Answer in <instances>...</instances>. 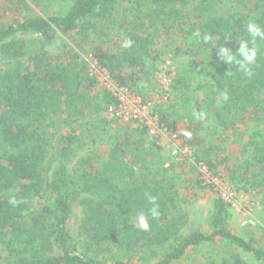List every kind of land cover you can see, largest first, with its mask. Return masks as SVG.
I'll list each match as a JSON object with an SVG mask.
<instances>
[{
	"label": "trees",
	"instance_id": "16d2710c",
	"mask_svg": "<svg viewBox=\"0 0 264 264\" xmlns=\"http://www.w3.org/2000/svg\"><path fill=\"white\" fill-rule=\"evenodd\" d=\"M61 2L65 7L56 12L43 10L45 0L0 3V264H176L189 250L216 242L233 247L232 253L210 264H248L234 248L252 264H264V244L231 233L226 205L218 197L212 203L209 232L181 235L187 220L175 213L180 185L168 183L169 169L157 156L154 141L142 136L134 141L126 126L123 134L114 132L106 155L97 157V144L88 146L78 125L87 111L116 101L106 93L103 103L94 105L90 95L95 79L88 64L104 70L118 88L140 93L155 82L164 62V40H170L168 52L179 57L177 44L190 60L180 62L171 86L178 92L179 111L168 109L171 104L158 107L159 122L194 147L196 166L187 163L189 170L198 174L202 164L221 177L219 166L233 153L246 167L239 180L264 194V42L258 41L251 78L216 53L220 45L235 52L239 40L248 38L250 20L264 27V0ZM112 21L124 40L133 41L130 48L123 43L105 49L95 45L90 52L82 47L91 35L103 37ZM197 33L211 35L214 42H200ZM59 39L69 42L54 57L32 49L37 42L46 46ZM194 110L206 113V118L195 119ZM209 116L220 127L234 126L239 119L259 126L241 156L239 140L231 133L212 132L209 140L199 137ZM196 177L197 188L205 189L199 174ZM146 192L156 197L160 211L159 218L148 217L147 232L136 223V214L147 215L152 207ZM12 196L24 202L13 207L8 203ZM74 208L80 213L73 230Z\"/></svg>",
	"mask_w": 264,
	"mask_h": 264
},
{
	"label": "rangeland",
	"instance_id": "374dc122",
	"mask_svg": "<svg viewBox=\"0 0 264 264\" xmlns=\"http://www.w3.org/2000/svg\"><path fill=\"white\" fill-rule=\"evenodd\" d=\"M61 1L45 0L43 10L45 12H56L64 8L65 4ZM25 8L27 7H22L23 11H21L26 12ZM129 17H133V15ZM113 22L107 23L108 28H104L103 37L91 35L88 41H82V47H85L86 50L88 49L89 52L95 45L103 47V49L108 46L118 48L123 43L124 36L121 29L116 26V23L114 26ZM23 38L31 41L36 39V36L23 35ZM171 38L173 37L171 36ZM68 42L67 39H59L46 46L37 42L38 44L32 49H42V51L54 57L60 50L65 48L63 44L66 45ZM164 42L167 43L164 45V62L160 65L157 78L150 87L142 84L141 86L146 87V89L140 93L130 91L128 87H123L120 90L104 70L99 69L94 63L88 64L90 75L95 79L90 95L92 101H94V105L97 106V104L103 103L101 98L106 93H112L115 99L119 97L121 100L119 104L116 101H114L115 103L110 102L108 106L106 105L107 109H105L104 103L81 116L78 119V125L81 127L79 129L81 136L84 134L88 146H91V144L95 146L97 144L98 150L95 148L96 152L99 153L97 157H101L103 154L104 156L106 155L105 151L110 138L116 133L117 135L123 134L126 126L129 128L127 131L132 134L134 141H138L141 136L143 139L149 138L151 142L154 141V146L158 148V151H155L157 149L154 147V151L158 153L157 156L160 155V161H164L165 168L169 169L166 171L165 176L168 178V183L180 185V188L175 185L178 188V192L176 193L177 209H175V213L183 214L187 220L185 227L182 229V236L188 235L193 231L209 232V216L212 210V203L218 197L226 205V217L231 233L247 242L264 244V194L258 187L250 190L248 185L239 180L240 176L246 173L245 165L238 163L239 159L229 152L228 159L218 169V174H221V177L214 176L208 172L207 174L206 167L201 164V167L203 166L204 169L200 167L197 170L199 174L198 179L200 178L199 181L202 180V182L200 181L201 185L206 188L199 190L196 184V176L198 174H196L195 169L192 171L186 166L187 163L196 166L194 163V147L188 144L186 139L179 137V134L169 130L166 124L159 122L158 109L160 107L164 106L166 108L171 104V107L168 109H171L173 112L179 111L177 109L178 100H176L178 92L171 86H174V76L176 70L181 66L180 62L184 64L190 60V57L184 54L182 50L184 48L179 47L177 44L175 45L177 52H179L178 50L182 52L179 57H176L174 55L177 53L174 51L168 52L170 40L168 42L164 40ZM103 115L108 119L112 118L116 120V123L114 125L109 124V121L106 119L107 122L103 118ZM171 119L172 117L168 118L169 121ZM92 121H97V125L90 126ZM247 121H240L239 119L234 126L225 125L224 127H220L213 117L209 116L205 121L206 125L203 131L200 130L199 137H206L209 140L207 136L212 132L213 134L231 133L235 140H239L236 143L237 155L241 156L242 147H247L251 143L252 135L256 133L255 131L259 127L254 122ZM259 125L262 126L261 123ZM142 131L144 134H141ZM95 135H100L102 139H97V141L96 139L92 140ZM253 140L255 141V139ZM260 141L256 140V143ZM249 153H251V150ZM75 163L76 159L70 163L69 168L71 169ZM252 173L250 171L246 176L248 177ZM185 179L190 180V184L187 187L183 186ZM248 182L250 183V181ZM79 213L78 208L73 209V218L71 220L73 230L77 227ZM232 249L233 247L222 242L207 243L189 250L187 255L176 264H210L219 257L228 256L232 253ZM234 250L240 259L248 264H252L251 260L240 249L234 248Z\"/></svg>",
	"mask_w": 264,
	"mask_h": 264
},
{
	"label": "clouds",
	"instance_id": "9594fccd",
	"mask_svg": "<svg viewBox=\"0 0 264 264\" xmlns=\"http://www.w3.org/2000/svg\"><path fill=\"white\" fill-rule=\"evenodd\" d=\"M246 32L248 35L247 39H240L238 42V48L233 52L230 48L221 46L216 51L221 61L226 62L228 65H236L238 66V70L242 72L245 76L251 78L253 76V65H255L258 53L260 52V48L258 46V41L264 42V27L255 22L254 20H250L246 24ZM197 37H200V34H196ZM230 37H226L225 39H229ZM200 42L205 44L214 42V37L208 34H204L200 37ZM133 44L131 39H125L123 42L124 48H130ZM230 74V73H229ZM228 95L225 93L223 99L225 101L228 100ZM193 116L197 120H204L206 118V113L200 111H193ZM186 137H191V133L185 131L183 133ZM145 197L148 202L152 205L150 209H148V214L146 215L144 212H139L136 214V223L142 231H149L150 224L148 217L151 216L153 219H157L160 216L159 205L156 203V197L152 196L149 193H145ZM22 199H17L15 196L9 197L8 203L13 207L18 206L23 203Z\"/></svg>",
	"mask_w": 264,
	"mask_h": 264
},
{
	"label": "built area",
	"instance_id": "2783aa9c",
	"mask_svg": "<svg viewBox=\"0 0 264 264\" xmlns=\"http://www.w3.org/2000/svg\"><path fill=\"white\" fill-rule=\"evenodd\" d=\"M119 89L121 90V89H123V88H119ZM120 100H121V99H120L119 97H117V98H116V103L119 104V101H120ZM120 103H121V102H120ZM200 167H201V166H200ZM201 169H204V167L202 166ZM206 173H207V171H206ZM208 173H209V172H208ZM208 173H207V174H208Z\"/></svg>",
	"mask_w": 264,
	"mask_h": 264
}]
</instances>
